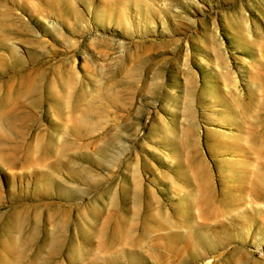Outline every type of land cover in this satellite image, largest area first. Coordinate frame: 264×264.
<instances>
[{"label": "rangeland", "instance_id": "obj_1", "mask_svg": "<svg viewBox=\"0 0 264 264\" xmlns=\"http://www.w3.org/2000/svg\"><path fill=\"white\" fill-rule=\"evenodd\" d=\"M0 264H264V0H0Z\"/></svg>", "mask_w": 264, "mask_h": 264}]
</instances>
